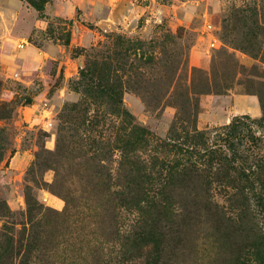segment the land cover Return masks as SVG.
I'll return each instance as SVG.
<instances>
[{
	"label": "rangeland",
	"instance_id": "obj_1",
	"mask_svg": "<svg viewBox=\"0 0 264 264\" xmlns=\"http://www.w3.org/2000/svg\"><path fill=\"white\" fill-rule=\"evenodd\" d=\"M94 1L0 0L4 264H105L127 162L156 146L138 125L179 138L155 149L176 165L203 159L185 151L192 124L212 141L244 116L245 156L264 159V0ZM214 196L225 204L220 188ZM240 228L196 216L165 263L238 264L235 246L264 248L262 222Z\"/></svg>",
	"mask_w": 264,
	"mask_h": 264
},
{
	"label": "trees",
	"instance_id": "obj_2",
	"mask_svg": "<svg viewBox=\"0 0 264 264\" xmlns=\"http://www.w3.org/2000/svg\"><path fill=\"white\" fill-rule=\"evenodd\" d=\"M27 1L38 8L47 2ZM86 84L94 88L91 83ZM188 102L185 114L193 122L198 103L192 97ZM261 110L264 114V105H261ZM122 114L129 117L126 112ZM241 118L245 117H233L212 141L206 132L199 131L192 124L186 132L185 151L192 153L199 149V158L203 159L197 162L188 157L185 164L176 165L156 153L155 149L158 146L170 151L169 148L176 146L179 138L167 135L156 141L149 129L137 126L141 141L155 143L156 146L127 162L129 166L123 175L118 201L123 216L120 224L114 227L112 236L104 241L109 246L105 264H166V256H172V253H166V248L170 245L176 247L184 228L202 214L215 217L216 222L230 227L238 222L239 229L244 219L264 225V159L256 162L255 166L248 162L245 155L249 150L244 148L240 137ZM152 163H158V168H152ZM199 175L204 177L202 181L196 179ZM217 188L223 191L225 204L215 200L214 190ZM177 191L182 193V198H176ZM10 240V236H5L2 241L0 264H4V258L13 252ZM98 251L96 249L95 253ZM233 252L234 261L238 264H264V248L247 250L235 246Z\"/></svg>",
	"mask_w": 264,
	"mask_h": 264
},
{
	"label": "built area",
	"instance_id": "obj_3",
	"mask_svg": "<svg viewBox=\"0 0 264 264\" xmlns=\"http://www.w3.org/2000/svg\"><path fill=\"white\" fill-rule=\"evenodd\" d=\"M207 27H211V25L209 23H207ZM18 46L21 47L22 43H20Z\"/></svg>",
	"mask_w": 264,
	"mask_h": 264
},
{
	"label": "crops",
	"instance_id": "obj_4",
	"mask_svg": "<svg viewBox=\"0 0 264 264\" xmlns=\"http://www.w3.org/2000/svg\"><path fill=\"white\" fill-rule=\"evenodd\" d=\"M90 2H95L94 0H89ZM68 3V2H67ZM77 4H78V2H77Z\"/></svg>",
	"mask_w": 264,
	"mask_h": 264
}]
</instances>
